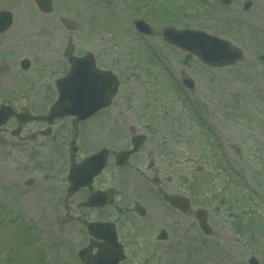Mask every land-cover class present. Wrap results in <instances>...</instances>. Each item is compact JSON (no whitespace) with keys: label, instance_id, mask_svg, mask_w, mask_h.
I'll list each match as a JSON object with an SVG mask.
<instances>
[{"label":"rangeland","instance_id":"374dc122","mask_svg":"<svg viewBox=\"0 0 264 264\" xmlns=\"http://www.w3.org/2000/svg\"><path fill=\"white\" fill-rule=\"evenodd\" d=\"M54 6L52 23L34 19L31 26L33 36L44 31L40 37L48 38L44 48L36 46L45 57L27 70L19 58L0 61V106L27 111L32 119L24 126L15 120L0 126V264H82L78 251L89 239L87 224L106 219L119 229L158 230L163 224L181 231L178 252L159 249L155 264H248L252 255L264 264V0H232L229 6L218 0H54ZM25 10L16 9L15 21ZM64 19L75 28L67 29ZM136 19L149 23L153 36L139 34L132 25ZM168 26L206 30L241 48L243 58L227 67L203 64L163 39ZM69 43L112 55L127 81L112 109L84 124L71 117L49 123L60 73L51 71L56 62L47 58L57 59ZM184 77L193 79L192 90L176 86ZM144 119L152 135L167 140L164 158L176 159L175 172L108 171L91 188L68 197L71 164L101 145L112 153L126 148L128 129ZM47 128L50 135L43 134ZM158 142L151 153L160 151ZM219 151L240 171L238 184L221 171ZM154 176L167 195H192L190 213L170 210L163 191L150 181ZM99 188L113 191L103 210L86 206L88 192ZM137 201L148 208L143 219L134 213ZM200 207L209 210L212 237L195 221L194 209ZM190 230L192 243L185 234ZM190 246L192 261L182 260Z\"/></svg>","mask_w":264,"mask_h":264},{"label":"flooded vegetation","instance_id":"af4514ba","mask_svg":"<svg viewBox=\"0 0 264 264\" xmlns=\"http://www.w3.org/2000/svg\"><path fill=\"white\" fill-rule=\"evenodd\" d=\"M11 5L7 2L5 3L4 0H0V13L1 12H9L10 17L7 16H1L0 15V29H5L0 31V61L5 62V60H10V61H18L20 62V65H23L25 62L28 63V68L30 67L32 61H37L42 57L45 56H39L38 54V49L37 45L38 43L42 44V47H45V44L48 42V38H44L43 36L46 35L44 31L41 33L40 31L37 34H34V30L32 29V22L35 20H42L52 23L53 18H55V13H58L56 11V8L54 6V0H52L53 7L51 8L52 10H48L45 6H40L38 5V0H33V5L26 6L25 3L28 1L27 0H10ZM42 1V0H39ZM4 5V6H3ZM16 9H26V16L21 19V21L18 23L15 21L17 19L16 17ZM7 20L10 21V23H7ZM64 25L67 27V29H74L72 25L67 23L66 19L62 20ZM37 24V22H34ZM8 25V26H7ZM15 25H21L19 28L20 30L15 29ZM37 27V26H36ZM15 29L16 32V38L12 39L11 35L13 30ZM35 29V28H34ZM31 30H33L31 32ZM37 30V29H35ZM27 31V32H26ZM42 39L40 35H42ZM47 37V36H46ZM72 41L69 39V42ZM26 44L27 47L24 45ZM29 48L28 52L24 51ZM46 50V49H45ZM48 50V49H47ZM112 57V55H108V53H102L100 51H93V50H85L82 51L81 47L77 46H72V44L65 49V51L58 55L57 59H54V56L51 55L50 57L47 58L49 61H54L56 62V65H53L51 67V71L59 70L58 72L59 77L64 76L69 71L71 68L75 65V61L81 58H88L92 60V63L88 62L87 67L88 69H98V70H107V71H112L115 72L116 74L119 75L118 73V67L119 64L117 60L110 59L109 57ZM16 58H19L16 60ZM103 62H106V64H103ZM58 80V79H57ZM124 83V81H123ZM54 88L57 91L58 85L57 83L54 85ZM118 98V96H116ZM116 98L112 101V104L109 108L100 110L96 115L99 113H102L108 109H112L114 105L118 101H116ZM148 107L147 104L143 106V108L146 109ZM14 108V107H13ZM144 109V110H145ZM15 111V116L12 118V120H17L19 114L23 112L18 111L16 108H14ZM142 114V113H141ZM95 116V115H94ZM92 116L91 118L85 120H91L94 118ZM84 121V122H85ZM145 119L142 121L140 124H135L137 129H128V135H126V141L128 144V149H131L134 146V142H138L139 139H142L141 136H145L144 139H142V143L140 144V148L135 152L133 155L128 160V164L124 168H119L117 166V151L114 153L110 152L111 149L108 146L101 145L99 147H107L109 156L107 160V165L106 168L103 170V172L98 176L95 180V182H98V179H100L106 172L109 171V173L117 172L119 170H125L127 168H130L134 170V172H143L142 170L145 169L147 171H152L153 173L160 174L162 172V168H168L172 172H175V169H177L176 165V159L174 160H167L170 159L168 156H165L164 158V153L163 151H166V139H162L161 135L155 136L151 134V131L147 129V126L145 124ZM116 122H118L116 120ZM158 138L160 143L158 142V149L160 151L158 153L153 152L151 153L152 147L155 145V139ZM153 143V144H152ZM168 145V143H167ZM176 150V149H175ZM165 159V160H164ZM154 185H156L158 188L157 191H163L162 195L164 196V200L169 201L170 197L172 196H184L181 193L177 192H171V194L167 195L165 188H161L162 186V181H160V178L158 176L152 177V180H150ZM89 189V187L85 188ZM148 190V188H146ZM99 190H104L107 191L108 196H109V202L111 203L112 197H113V191L108 190V189H102L99 188ZM186 196V195H185ZM191 199L193 198L192 195H189ZM169 203V202H168ZM139 205H142L143 207V213H145L143 216L140 215L141 209ZM193 208L192 202H191V210ZM170 210H172L174 213H177L178 215L184 214L180 208H174L170 207ZM148 212V208L143 204L140 203L139 201L135 202L134 205V213H137L138 217L143 219L146 217ZM162 217L164 218V213H160ZM118 227V226H117ZM211 235L209 237H212L215 234V231L211 230ZM181 233V231H172L167 228L162 224L160 229L158 230H137V229H117V237H118V242L120 244V250L122 254H124V258L122 259L121 264H155V254L159 249L163 251V254L168 252V253H176L177 251V244L180 242H183V240L180 239V237H183L181 235H178V233ZM183 233V232H182ZM185 234H188V237L190 238L189 242H194L193 239V231H188L185 232ZM98 245H104L106 244V241L104 240H99L97 242ZM190 255L187 253L188 251L185 252V256H181L180 258L182 260L189 259L192 261V255L194 254V248L193 246H190Z\"/></svg>","mask_w":264,"mask_h":264},{"label":"water","instance_id":"95a60500","mask_svg":"<svg viewBox=\"0 0 264 264\" xmlns=\"http://www.w3.org/2000/svg\"><path fill=\"white\" fill-rule=\"evenodd\" d=\"M223 2L230 4L231 0H222ZM248 6V5H246ZM139 31L146 34H152L151 28L144 20H137L134 24ZM165 39L176 46L195 54L201 58L204 62L213 66H226L232 65L242 58V51L238 47L233 46L229 41L221 39L217 36L209 35L204 31L194 30H176L174 28H166L163 31ZM77 70L72 69L71 74L62 79L59 82V99L52 108L51 119L57 116L76 115L78 119H84L96 110L106 107L110 104L106 94L111 91L112 94L118 90L119 83L114 76L109 72L99 73L102 79L111 75L113 82L110 87H105L104 82H97L87 84L78 81L77 75H80ZM186 85L192 87V83ZM81 86L84 89L75 93L72 91V87ZM94 87L91 91L87 88ZM68 102V105L66 103ZM12 114V110L9 107L0 108V126L5 124ZM26 114L21 117L22 122H26ZM49 132V131H48ZM132 152H122L119 154V165H125V161ZM106 151H101L99 154L93 155L86 159L84 162L74 165L71 168L69 174L71 186L69 188V194L72 195L78 191L81 187L88 183H91L93 178L99 174L102 168L105 166ZM99 194H93L89 200V205L98 206L104 204L106 201L102 198L98 201ZM200 226L205 232H209V226L206 219L207 211L199 210ZM89 231L97 238H104L110 243H115V234H113V227L109 223H91L88 226ZM107 232L100 234L101 232ZM110 232V233H109ZM93 246V245H91ZM89 246L80 251V258L85 264H118L119 258L113 259L109 257L110 247H99L97 254L91 255L92 247Z\"/></svg>","mask_w":264,"mask_h":264}]
</instances>
